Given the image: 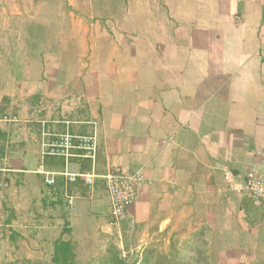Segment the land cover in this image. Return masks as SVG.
Returning <instances> with one entry per match:
<instances>
[{
  "label": "crops",
  "instance_id": "0c3cea01",
  "mask_svg": "<svg viewBox=\"0 0 264 264\" xmlns=\"http://www.w3.org/2000/svg\"><path fill=\"white\" fill-rule=\"evenodd\" d=\"M0 108L2 174L55 238L65 220L80 250L112 230L131 251L201 234L264 262V203L245 190L249 169L264 175V0H0ZM65 120L98 122L99 174L142 173L120 223L103 179L42 210L56 202L36 172L42 122Z\"/></svg>",
  "mask_w": 264,
  "mask_h": 264
},
{
  "label": "rangeland",
  "instance_id": "374dc122",
  "mask_svg": "<svg viewBox=\"0 0 264 264\" xmlns=\"http://www.w3.org/2000/svg\"><path fill=\"white\" fill-rule=\"evenodd\" d=\"M7 150H10V145ZM9 181V184L4 183L5 185L0 188V264L22 258L47 263L51 259L52 242L55 238L52 228L57 226V222L44 215L35 218L36 212H31L34 205H29L30 199L27 192L22 191L21 185H17L14 180L10 179ZM12 200L17 201L18 207H15ZM20 210L22 212H19ZM17 211L20 214L19 218L16 215ZM52 223L53 226H49ZM216 238L215 236L204 237L197 234L194 236H171L170 238L163 236L157 241V238L154 237L149 244L155 242L163 245L165 243L162 247L164 252L155 251L148 253V256L151 263H154L159 257L160 264H176L180 258L182 263L188 262L189 264H264L255 257V260H244L245 253L218 251L217 247L219 246ZM128 239V236L123 232L120 234L115 230L107 233L102 232L97 236L95 242L87 244L83 250L79 251L78 260L81 264L88 262L101 264L107 260L113 263L111 258L115 252H118L120 260H125L129 264L133 262L140 264L145 248L131 251ZM173 242H175L176 248H184L185 251L171 250L170 243Z\"/></svg>",
  "mask_w": 264,
  "mask_h": 264
},
{
  "label": "built area",
  "instance_id": "2783aa9c",
  "mask_svg": "<svg viewBox=\"0 0 264 264\" xmlns=\"http://www.w3.org/2000/svg\"><path fill=\"white\" fill-rule=\"evenodd\" d=\"M65 129L61 132L54 131L48 126L47 121L42 122L40 133V164L36 172L44 177L48 186H53L58 176L65 178L67 183L82 181L88 192L93 193L98 179L105 181L110 198L114 222L120 223L127 217L129 207L135 203L144 177L140 171L128 172L121 167L111 168L101 175L97 172L99 158L98 122L90 121L91 130L86 134L72 130L73 121H63ZM61 157L65 162L64 171L57 172L45 167L47 157ZM73 159H84L91 163L88 172H73L70 166ZM2 186V184H0ZM245 190L254 201L264 203V175L256 170L249 169L245 173ZM68 205L73 204V199L68 197Z\"/></svg>",
  "mask_w": 264,
  "mask_h": 264
},
{
  "label": "trees",
  "instance_id": "16d2710c",
  "mask_svg": "<svg viewBox=\"0 0 264 264\" xmlns=\"http://www.w3.org/2000/svg\"><path fill=\"white\" fill-rule=\"evenodd\" d=\"M1 111L2 109L0 108V113ZM72 130L74 132H77L75 131L74 127H72ZM87 132L88 131H82L81 133L86 134ZM7 147H8V136L5 132L0 130V184L2 182L9 181L8 178H5L3 176L2 171H1L5 167V160L8 154ZM72 163L78 164L81 172H88L91 169V163L88 160L73 159ZM45 167L48 170L61 172V171H64L65 169V162H64V159L61 157L51 156V157L46 158ZM75 185H82L85 188V192H88L86 186L83 184L82 181H77L76 183H67L65 178L62 176L57 177L56 182L53 186H48L45 184V186L47 187L46 189L48 193L55 196L56 202L43 205L44 207H42L43 208L42 210H45L47 206H50L51 208H54V209L56 208L55 212L58 210H62L63 213H66L67 207H68V200L66 199L65 201L64 195H65L66 189L71 194L73 186ZM1 187H3V185L0 186V188ZM39 215L42 216L41 213ZM53 218L54 219L57 218L56 215H53ZM52 244H53V248H52L51 259L47 263H43L42 261H39V260H32L30 258H22V259H16L13 262H7V263L4 262L2 264H81L78 260V254L80 251V242L73 236V232H72V229L69 227L68 220L64 221V225L60 232V235L57 236L53 240ZM164 244L162 245V244L152 242L151 244L146 246L145 249L143 250L145 253L142 256L140 264H160L159 257L156 259L154 263H151V259L148 256V253H152L155 251L164 252L163 251L164 249H162ZM174 245H175V242L170 243V246L172 247L171 250L173 251L177 250V252L185 251L184 248L183 249L176 248ZM111 260L114 262L111 263L110 260H107L106 262H103L101 264H129L127 263V261L119 259L118 252L114 253ZM85 264H90V262L85 263ZM130 264H137V263L133 262ZM176 264H189V263L188 262L182 263L181 258H180V261H178V263Z\"/></svg>",
  "mask_w": 264,
  "mask_h": 264
}]
</instances>
